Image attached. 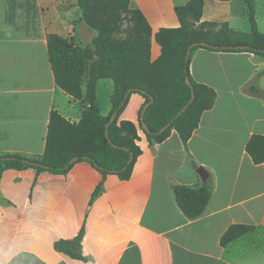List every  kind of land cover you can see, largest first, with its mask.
<instances>
[{
  "label": "crops",
  "instance_id": "crops-1",
  "mask_svg": "<svg viewBox=\"0 0 264 264\" xmlns=\"http://www.w3.org/2000/svg\"><path fill=\"white\" fill-rule=\"evenodd\" d=\"M190 1H130L152 29L153 61L162 53L156 33L180 27L175 9ZM253 1L264 34V0ZM201 22L250 32L244 0H204ZM51 35L86 48L96 32L74 0H0V156L40 158L52 111L72 123L82 117V104L56 85L48 56ZM190 73L217 97L187 150L174 130L150 148L139 128L145 99L133 94L120 120L137 126L142 155L129 180L108 176L92 204L102 175L87 162L67 175L34 169L2 174L0 264H264V165H255L246 152L253 134L264 135V97L246 91L255 81L264 94V59L249 52L198 49ZM114 91L112 79L96 84L95 106L105 117ZM189 156L214 179L207 211L196 220L183 214L171 187L202 185ZM232 225L252 229L223 247L220 239ZM84 226V260L55 250L57 241L75 238Z\"/></svg>",
  "mask_w": 264,
  "mask_h": 264
},
{
  "label": "trees",
  "instance_id": "trees-1",
  "mask_svg": "<svg viewBox=\"0 0 264 264\" xmlns=\"http://www.w3.org/2000/svg\"><path fill=\"white\" fill-rule=\"evenodd\" d=\"M74 1L96 37L91 46L81 48L73 41L51 35L48 56L56 85L82 104V117L72 123L52 111L43 155L37 159L0 156V179L6 170L34 169L37 174L67 175L76 164L87 162L102 175L91 196L92 204L102 194L108 176L129 180L142 155L137 126L120 120L133 94L145 99L139 128L145 133L150 148L162 144L174 130L187 150V143L199 128L203 114L213 109L217 97L213 88L192 78L190 63L194 51L249 52L264 59V34L257 27L253 0H244L250 25L248 34L235 32L226 23L201 22L204 0H191L175 9L180 27L156 33L155 40L162 53L153 61L152 29L140 11L130 7L131 0ZM102 79H112L115 83L112 110L106 117L95 106L96 84ZM246 91L264 97L255 81ZM112 117L115 120L110 123ZM246 152L255 165H264V135L253 134L246 144ZM189 160L195 169L202 168L190 156ZM203 170L206 178L199 188L171 185L176 204L189 220L199 219L206 213L213 194V176ZM251 229L247 225H232L221 237V246ZM84 236L85 226L75 238L57 241L55 250L71 259L84 260Z\"/></svg>",
  "mask_w": 264,
  "mask_h": 264
},
{
  "label": "water",
  "instance_id": "water-1",
  "mask_svg": "<svg viewBox=\"0 0 264 264\" xmlns=\"http://www.w3.org/2000/svg\"><path fill=\"white\" fill-rule=\"evenodd\" d=\"M191 48H192V47H190V50H189V52H188V57L190 56ZM186 83L189 84V79H188V78L186 79ZM193 99H194V94H193V96H192V100H193ZM148 106H149V104H147L146 107L144 108V112H145V110L148 108ZM183 110H185V108H184ZM144 112H143V114H144ZM142 119H143V115L140 117V121H142ZM114 120H115V117H112L111 120H110V123H112ZM110 123L108 124V127H109ZM143 127H144L145 131L148 132L147 127H146L145 125H144ZM107 137L109 138V133H108V132H107ZM131 158H132V157H131ZM73 162H75V159L72 161V163H73ZM197 172H198V174L200 175V177H201L202 180H204V179L206 178V172H205L202 168H199V169L197 170Z\"/></svg>",
  "mask_w": 264,
  "mask_h": 264
},
{
  "label": "rangeland",
  "instance_id": "rangeland-1",
  "mask_svg": "<svg viewBox=\"0 0 264 264\" xmlns=\"http://www.w3.org/2000/svg\"><path fill=\"white\" fill-rule=\"evenodd\" d=\"M104 97H105V96H102V95H101V101H103V100H104Z\"/></svg>",
  "mask_w": 264,
  "mask_h": 264
}]
</instances>
